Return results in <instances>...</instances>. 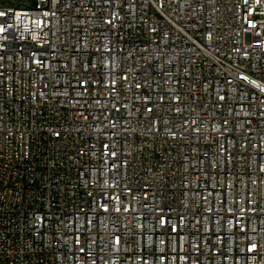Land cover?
I'll return each mask as SVG.
<instances>
[{"label":"built area","instance_id":"built-area-1","mask_svg":"<svg viewBox=\"0 0 264 264\" xmlns=\"http://www.w3.org/2000/svg\"><path fill=\"white\" fill-rule=\"evenodd\" d=\"M34 1L0 0V264H264V0Z\"/></svg>","mask_w":264,"mask_h":264},{"label":"rangeland","instance_id":"rangeland-1","mask_svg":"<svg viewBox=\"0 0 264 264\" xmlns=\"http://www.w3.org/2000/svg\"><path fill=\"white\" fill-rule=\"evenodd\" d=\"M20 1H26V2H31V5L33 6L34 4H35V1L34 0H32V1H30V0H1V2L4 4V5H7V4H11L12 2H14L13 4H15V3H19Z\"/></svg>","mask_w":264,"mask_h":264}]
</instances>
